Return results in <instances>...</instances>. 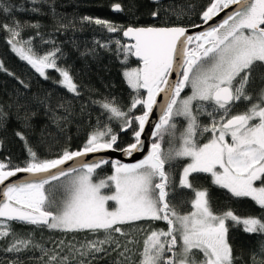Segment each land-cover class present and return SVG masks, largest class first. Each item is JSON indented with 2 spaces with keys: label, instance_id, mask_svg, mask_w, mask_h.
Returning a JSON list of instances; mask_svg holds the SVG:
<instances>
[{
  "label": "snow or ice",
  "instance_id": "1",
  "mask_svg": "<svg viewBox=\"0 0 264 264\" xmlns=\"http://www.w3.org/2000/svg\"><path fill=\"white\" fill-rule=\"evenodd\" d=\"M225 9L229 11L219 24L196 35L179 25L123 28L108 20L83 18L102 25L109 33L122 31L124 37L134 41L123 44L117 39L115 44L117 52L123 53V64L129 57L137 58L138 65L123 72L136 96L128 111L114 103L101 104L109 113V121H120L119 132L105 125L91 132L81 147H66L53 159L41 160L24 133L16 132L25 141L29 159L24 166L15 168L10 167V161L0 162V185L20 172L28 173L32 179L7 183L0 189V239L15 237L6 251L20 252L32 243L16 234L9 221L66 233L103 232L104 240L82 245L89 253L105 251L97 245L106 243H115L119 248L114 234L127 235L124 225L164 221L166 229L148 230L139 264H234L229 222L242 226L245 233L264 234V215L241 217L231 209L216 214L207 189H196L192 182L193 174H208L214 185L232 197L249 198L264 210V0H211L201 13V20L207 24ZM112 10L121 12L123 8L115 3ZM0 11L9 14L11 6L0 4ZM152 16L157 17L158 11H153ZM3 27L10 33L8 43L12 50L22 60L45 79L49 78L46 69L55 70L62 77L59 83L79 95L69 71L58 67L55 51L37 56L31 40L19 39L20 24ZM173 74L175 79L171 78ZM257 77L262 86L253 103L254 94L249 89ZM188 88L191 93L182 96ZM141 90L146 95H141ZM242 102L249 106L233 114ZM155 108H159V119L147 147L142 134ZM133 110L141 114L136 115ZM202 115L210 118L209 124L202 125ZM4 116L0 111V123ZM179 117L187 122L182 131ZM23 119L24 126L29 127L28 117ZM128 131L132 132V140L121 147L120 132ZM206 133L209 138L201 142ZM166 139L167 151L162 147ZM144 150L146 154L135 163L104 156L86 159L89 154L116 151L131 157ZM185 159L188 162L179 175V187L191 189L194 199L191 211L181 214L170 203L169 189L174 190L175 182L169 169ZM108 164L111 174L97 180L98 170ZM77 251L85 255L84 251ZM200 254L203 259H197ZM260 255L264 256V243Z\"/></svg>",
  "mask_w": 264,
  "mask_h": 264
},
{
  "label": "trees",
  "instance_id": "2",
  "mask_svg": "<svg viewBox=\"0 0 264 264\" xmlns=\"http://www.w3.org/2000/svg\"><path fill=\"white\" fill-rule=\"evenodd\" d=\"M115 3H120L123 11L114 13L112 6ZM210 3L211 0H169L157 3L152 0H0V4L11 6L9 14L0 11V64L3 65V69H0V111L5 114L3 123H0V162L8 164L10 161V167L15 168L24 166L29 159L25 141L16 136L17 131L24 133L28 144L41 160L56 158L66 147L76 150L91 132L103 129L105 125L119 132L120 121H109V113L101 104L114 103L123 111H128L136 92L128 86L123 72L127 67H136L138 62L133 57H129L127 64L121 62L123 53L117 52L115 41L119 39L121 43L127 44L122 31L109 33L102 25L85 21L84 17L108 20L123 28L189 27L202 22L201 13ZM153 11H158L157 17L152 16ZM17 23L22 26L19 39L31 40L30 46L35 55L56 52L58 67L69 71L78 86L79 95L69 92L59 83L62 77L58 72L46 69L49 78L45 79L12 50L8 43L10 33L3 25ZM101 44L108 46L100 47ZM23 46L29 47L27 44ZM261 86L257 77L249 89L254 94L253 103ZM188 91L189 88L182 96H186ZM141 95H146V92L141 90ZM248 106L240 103L233 114L244 111ZM133 111L136 115L141 114L140 111ZM24 117H28L29 127L24 126ZM177 120L182 131L187 122L182 117ZM200 120L202 125L210 123L206 115L200 116ZM209 136L208 133L204 134L201 142H206ZM131 140V131L120 132L121 147ZM162 147L167 151V139ZM187 162L186 159L180 160L169 169L175 182L174 190L169 189L170 203L181 214L191 211V200L194 199L191 189L179 187V175ZM110 174L111 164H108L98 170L96 179L106 178ZM192 182L196 189H207L211 207L216 214L231 209L241 217L264 215V210L251 199L234 198L227 190L214 185L208 174H193ZM7 223L16 234L31 239L32 243L20 252H9L6 249L15 237L0 239V264H81L82 261L84 264H139V253L148 230L167 228L164 221L133 222L123 226L127 235L114 234L120 243L119 248H116L115 243H106L97 245L105 251L89 253L82 245H86L87 241L104 240L103 232L66 233L18 222ZM228 239L234 264H264V256L260 255L264 234L245 233L242 226H234L229 222ZM77 249L84 251L85 255L81 256ZM121 252L124 254L121 255ZM53 256L55 260L50 259ZM64 257L68 259L64 260ZM197 259H203L202 254Z\"/></svg>",
  "mask_w": 264,
  "mask_h": 264
},
{
  "label": "water",
  "instance_id": "3",
  "mask_svg": "<svg viewBox=\"0 0 264 264\" xmlns=\"http://www.w3.org/2000/svg\"><path fill=\"white\" fill-rule=\"evenodd\" d=\"M152 1L154 2V0H152ZM162 1H169V0H155L156 3L162 2ZM228 11H229V9H225L223 12L219 13L218 16L214 17L213 20L209 21L207 24L203 23V21L199 24H196V25H200V27L189 26V27H185V28L188 29V32L190 35H196L200 31L206 30L207 28H209L213 25L219 24L224 19V17L227 15ZM113 12L118 13L115 11H113ZM123 38L125 39L127 44L134 43V41L130 40V38H127L124 36H123ZM133 59L135 61H137V58L133 57ZM171 78L175 79V74H173ZM157 99L162 100V97H158ZM159 114H160L159 108H155L153 114H150L149 123L146 124V126H145V132L142 134V140L144 141V143L147 147H150V144L152 141L151 132L154 128L155 123L159 119ZM145 154H146V150L142 151L141 153H134L133 156L129 157V156H124L119 151H116V152H108V153L89 154V156L86 157V159L91 160V159L98 158L99 156H104L106 159H109V160L119 159L123 163H135L137 160L142 159L143 155H145ZM69 163H71V162H69ZM28 179H32V177L28 173L20 172V173H17L15 177H10L9 180L5 182V185L7 183H21V182L28 180ZM5 185H0V189L4 188Z\"/></svg>",
  "mask_w": 264,
  "mask_h": 264
},
{
  "label": "rangeland",
  "instance_id": "4",
  "mask_svg": "<svg viewBox=\"0 0 264 264\" xmlns=\"http://www.w3.org/2000/svg\"><path fill=\"white\" fill-rule=\"evenodd\" d=\"M127 68H131V67H127ZM126 69V68H125ZM127 82V81H126ZM191 93V89L189 88V91H188V94L187 95H189ZM110 203H112V202H110ZM114 206V205H113Z\"/></svg>",
  "mask_w": 264,
  "mask_h": 264
}]
</instances>
